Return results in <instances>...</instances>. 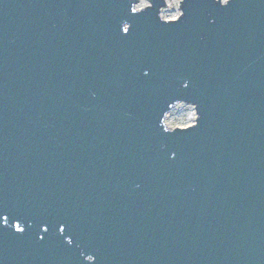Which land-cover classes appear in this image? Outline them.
<instances>
[{
	"label": "water",
	"instance_id": "95a60500",
	"mask_svg": "<svg viewBox=\"0 0 264 264\" xmlns=\"http://www.w3.org/2000/svg\"><path fill=\"white\" fill-rule=\"evenodd\" d=\"M138 2L0 0V264H264V0Z\"/></svg>",
	"mask_w": 264,
	"mask_h": 264
},
{
	"label": "rangeland",
	"instance_id": "374dc122",
	"mask_svg": "<svg viewBox=\"0 0 264 264\" xmlns=\"http://www.w3.org/2000/svg\"><path fill=\"white\" fill-rule=\"evenodd\" d=\"M140 3L141 1L138 2L136 7L140 5ZM142 9H138V10H142ZM177 13H179L178 16ZM181 14H182V9H180V5L179 7L172 6L169 3V0H166V7L161 13L162 16L161 18L163 20H172L173 18H178ZM196 117H197L196 111L194 110L193 106L191 107L186 104H180L173 110L172 113L169 114V116L165 120V123L169 129L180 128L183 126H191L196 122L195 121Z\"/></svg>",
	"mask_w": 264,
	"mask_h": 264
},
{
	"label": "snow or ice",
	"instance_id": "6c2138e0",
	"mask_svg": "<svg viewBox=\"0 0 264 264\" xmlns=\"http://www.w3.org/2000/svg\"><path fill=\"white\" fill-rule=\"evenodd\" d=\"M185 2H186V0H181V4H180V6L184 5ZM231 2H232V0H227V3L224 4V7L229 6V5L231 4ZM215 3H218V4L220 5L219 0H215ZM152 6H153V5H149L148 7L151 8ZM131 12H132V13H143L144 10H138L137 7L131 5ZM184 15H185V13L183 12V13L181 14L180 17H178V18H174V19H172V20H169V21L166 22V24H171V23L179 22V21L181 20V18H182ZM127 24L131 26L130 23H127ZM122 32H123L124 34H128V33L130 32V28H129V27H125V28L122 29ZM144 74H145V75H148V72L145 71ZM185 87H187V85H185ZM198 120H199V119H198ZM196 126H198V121H197V123L194 124V125L180 127L179 130H177L176 132H174V133H172V134H174V135H175V134L185 135V134L188 133L189 130L195 128ZM3 211H7V209H0V220H2V223H3L4 225H7V223H8V217L2 215V212H3ZM64 230H65V229H64L63 226L59 229V231H60L61 233H63ZM17 231L23 232V229H22V228H19V227L17 226ZM45 231H47V229H45ZM42 238H43V237H41V239H42ZM67 242H68L69 244H71V243H72V240L69 238Z\"/></svg>",
	"mask_w": 264,
	"mask_h": 264
},
{
	"label": "clouds",
	"instance_id": "9594fccd",
	"mask_svg": "<svg viewBox=\"0 0 264 264\" xmlns=\"http://www.w3.org/2000/svg\"><path fill=\"white\" fill-rule=\"evenodd\" d=\"M220 2V5L221 6H224V4L227 3V0H219ZM169 3L172 5V6H176V7H179V5L181 4V0H169ZM148 0H141V3L140 5H138V9H142V8H145V7H148ZM179 15V13H177V16ZM174 19V18H173Z\"/></svg>",
	"mask_w": 264,
	"mask_h": 264
},
{
	"label": "bare ground",
	"instance_id": "6f19581e",
	"mask_svg": "<svg viewBox=\"0 0 264 264\" xmlns=\"http://www.w3.org/2000/svg\"><path fill=\"white\" fill-rule=\"evenodd\" d=\"M139 2L141 1V0H138ZM162 17V16H161Z\"/></svg>",
	"mask_w": 264,
	"mask_h": 264
}]
</instances>
